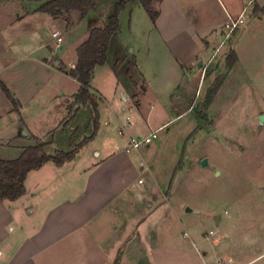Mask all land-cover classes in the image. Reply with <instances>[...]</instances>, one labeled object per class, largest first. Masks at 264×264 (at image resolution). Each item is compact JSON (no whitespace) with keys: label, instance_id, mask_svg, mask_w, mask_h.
Listing matches in <instances>:
<instances>
[{"label":"crops","instance_id":"0c3cea01","mask_svg":"<svg viewBox=\"0 0 264 264\" xmlns=\"http://www.w3.org/2000/svg\"><path fill=\"white\" fill-rule=\"evenodd\" d=\"M47 1L0 2V157L4 153H9V158L19 157L26 147L36 144L35 137L45 139L53 134L49 140L53 143L59 134L63 136L67 130L63 122L80 87L75 78L64 72L66 68H74L78 61L77 48L81 44L75 45L74 57L62 46L75 26L69 29L65 24V30L59 31L58 23L64 19L41 10ZM252 1L217 0L220 4L217 19L202 21L198 0H162L155 3L160 10L158 18L143 21L144 30L134 33L131 20L128 38L119 37L120 30L113 36L125 50V59L136 61L137 76L143 83L142 96L136 97V83L128 91L137 100L136 114L151 125L147 135L181 113L165 118L156 127L151 123L150 113L141 112V98L150 91L166 108L177 111L186 104L190 109L198 101L197 91L203 78L199 61L211 58L215 48L221 50L230 42L231 38L226 39L223 31L228 16H238ZM141 7L138 2L126 6L132 19L135 12L142 14ZM73 15L75 25L85 19L79 20L76 10ZM253 17L264 20L261 15ZM139 27L137 22L136 29ZM216 29L221 35L211 41L209 37ZM54 31L62 35L60 45L53 37ZM232 49L238 56L233 66L237 67L240 55L236 45ZM104 65L94 69L91 81L93 92L100 98L103 94L93 84L96 71ZM44 72L60 73L76 82L77 88L68 93L54 126L41 128L34 118L42 115L44 108L41 86ZM1 81L19 101V110L14 109ZM65 93L62 91L61 95L66 96ZM99 99L100 128L94 139L74 159L62 165L48 161L30 171L25 193L17 199H0V264H154L153 257L162 250L158 248L160 242L146 244L138 232V224L144 219L142 208L151 205L148 196L153 190L140 187L144 183L140 170L144 172L149 166L142 154L140 159L136 149H131L130 139L136 134L128 132V128L123 129V138L117 139L108 129L112 121L106 120L107 128L102 134ZM118 129L120 134L119 125ZM101 134L104 139L113 136L112 149L103 152L93 146L82 160L85 148ZM220 233L213 243L193 251L195 260L185 264H264V244L234 245L227 238L232 235L230 231Z\"/></svg>","mask_w":264,"mask_h":264},{"label":"rangeland","instance_id":"374dc122","mask_svg":"<svg viewBox=\"0 0 264 264\" xmlns=\"http://www.w3.org/2000/svg\"><path fill=\"white\" fill-rule=\"evenodd\" d=\"M93 1L95 9L81 23L76 21V25L73 11L60 14L65 21L58 23L59 31L65 30V24L69 29L75 26L62 43L69 49L70 57L76 56L75 45L82 44L92 28L107 24L119 0ZM198 1L202 21L216 20L219 2ZM248 7L246 25L233 34L223 49L205 58L199 66L203 70L197 91L199 98L190 109L186 104L177 111L166 108L150 91L141 98V112L145 115L149 112L151 123L156 127L165 118L181 113L159 129L157 138L149 145L142 144L135 152L140 159L142 154L149 166L144 172L140 170L144 181L140 187H150L153 193L148 196L150 207L142 208L144 219L138 224V232L146 244L160 242L158 248L162 250L153 257L154 264H185L195 260L193 251L213 243L224 230L232 234L227 237L230 244H264V122H259L260 115L264 114V20L253 17L264 16V0H253ZM140 11L142 14L135 12L133 19L129 8L121 11L119 37H129L131 20L134 33L144 30L141 24L150 16L144 8ZM79 20H82L80 16ZM137 22H140L139 29H136ZM220 35L216 29L209 39L217 40ZM235 45L240 63L228 69L226 59ZM128 62L125 50L112 37L107 62L96 71L93 84L101 90L103 99L95 92L92 94L97 101L100 98L102 134L107 128L105 121L109 120L112 125L108 129L117 139L123 138L125 128L136 134V138L144 139L151 125L136 114L137 100L128 91L136 83V97L142 96L143 83L136 69L133 78L130 77ZM166 64L168 68L169 63ZM42 77L44 108L42 115L34 120L37 127L44 128L55 124L62 104L68 93L77 88V83L60 73L44 72ZM62 91L66 96L61 95ZM72 115L74 118L69 120ZM62 126L67 130L45 149L48 154L59 149L71 150L91 134L92 109L74 102ZM102 134L85 148L82 160L93 146L103 152L112 149L113 136L104 139ZM53 136L41 141H49ZM8 154L1 156L9 158ZM204 159L208 166L202 165Z\"/></svg>","mask_w":264,"mask_h":264},{"label":"trees","instance_id":"16d2710c","mask_svg":"<svg viewBox=\"0 0 264 264\" xmlns=\"http://www.w3.org/2000/svg\"><path fill=\"white\" fill-rule=\"evenodd\" d=\"M3 0H0L2 2ZM162 0H119L116 2L113 14L109 17L108 22L103 27H94L90 31L88 38L77 48L78 61L74 68L64 69V72L75 78L80 87L75 94V103H81L84 106H90L92 109V132L79 142L71 150H56L53 154L46 152V147L51 141L42 142L36 138V144L30 145L24 149L22 154L17 158L0 157V199H17L25 193V180L30 171L42 167L46 162L53 161L58 165L76 157L83 146L89 143L96 136L100 128V111L99 103L95 99L93 87L91 84L94 69L99 65H104L108 59V51L112 37L120 30V13L129 3L138 2L148 13L153 21H156L160 10L155 7V3ZM95 9L93 0H49L41 10L48 12L54 17H59L62 12L79 11L83 19L89 11ZM238 56L232 50L226 59V66L231 69ZM117 63L114 66L118 70ZM136 61L129 62L128 74L133 78L136 69ZM1 86L10 98L15 110H19L20 104L15 95L10 91L8 86L1 81ZM72 105L69 107L71 112ZM74 118L72 115L69 120Z\"/></svg>","mask_w":264,"mask_h":264},{"label":"built area","instance_id":"2783aa9c","mask_svg":"<svg viewBox=\"0 0 264 264\" xmlns=\"http://www.w3.org/2000/svg\"><path fill=\"white\" fill-rule=\"evenodd\" d=\"M247 14H248V7L246 6V7H244L242 12L237 17H233L231 15L228 16V20L225 23L224 29H223L224 36L226 39H230L237 30H239L241 27L246 25V15ZM53 37H54V39L57 40L58 45H60V43L63 40L60 32L54 31ZM219 50H220V47L215 48V53H217ZM157 131L158 130L153 131L152 133L147 135L144 139L132 137L130 139L131 148L139 149V147L142 144L149 145L155 138H157V136H158ZM139 181L142 182L141 179Z\"/></svg>","mask_w":264,"mask_h":264},{"label":"water","instance_id":"95a60500","mask_svg":"<svg viewBox=\"0 0 264 264\" xmlns=\"http://www.w3.org/2000/svg\"><path fill=\"white\" fill-rule=\"evenodd\" d=\"M201 64H202V61H199L198 66H201ZM259 122H260V123H263V122H264V114L260 115V117H259ZM24 132L26 133V131H24ZM202 165H203V166H208V161H207V159H204V160L202 161ZM188 211H190L189 208H188Z\"/></svg>","mask_w":264,"mask_h":264}]
</instances>
